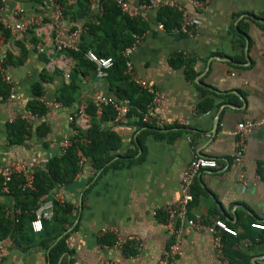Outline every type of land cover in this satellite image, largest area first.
Here are the masks:
<instances>
[{
    "label": "crops",
    "instance_id": "0c3cea01",
    "mask_svg": "<svg viewBox=\"0 0 264 264\" xmlns=\"http://www.w3.org/2000/svg\"><path fill=\"white\" fill-rule=\"evenodd\" d=\"M101 1H87L83 17L73 19L70 14L82 8L76 0H57L61 11H69L60 17L49 0H0V79L10 81L0 101V165L60 155L61 141L75 133L73 123L82 131L91 126L90 103L97 105L95 122L107 134L108 164L118 161L102 171L81 156L73 181L55 188L54 195L78 207L62 233H68L67 248L57 264H158L171 240L164 207L180 197L182 172L196 155L214 157L217 167L197 174L191 212L207 220L218 216L237 233H221L230 254L223 251L222 257L211 233L185 231L175 264H264V229L249 225L264 224V126L244 133L240 156L239 138L230 134L238 122L264 120V0H206L203 7L171 0L191 22L192 35L159 29L158 9L143 8L145 0H126L146 13L148 23L130 59L135 76L160 92L149 111L151 128L141 126L134 114L117 120L102 113L104 98L121 101L114 85L93 69L83 70L67 48L59 50L54 43L58 36L79 45L81 31L87 36L83 25L102 12ZM22 20L29 23L25 31L14 27ZM71 79L76 99L60 104L59 90ZM34 99L46 106L43 113L27 110ZM23 117L31 135L12 144L9 125ZM38 126L48 129L40 134ZM14 203L0 190V205L13 213ZM128 236L135 239L124 249L117 240ZM31 243L22 249L6 237L0 242V264H49L48 251Z\"/></svg>",
    "mask_w": 264,
    "mask_h": 264
},
{
    "label": "trees",
    "instance_id": "16d2710c",
    "mask_svg": "<svg viewBox=\"0 0 264 264\" xmlns=\"http://www.w3.org/2000/svg\"><path fill=\"white\" fill-rule=\"evenodd\" d=\"M60 1V0H59ZM78 6H81L79 13H71L73 19L75 16L83 17L86 12L87 0H76ZM148 1V0H145ZM205 1V0H200ZM102 12L98 15H92L89 22L83 27L87 29V36L84 31L80 33L79 50L67 49L70 54L77 58L83 64L84 69H93L92 62L87 60L84 53L88 49H92L100 56H110L114 60L113 67L109 71V81L114 85L116 94L123 99H129L130 108L128 115L134 114L139 119L141 126L151 128L148 123L142 121L143 114L147 111V104L151 101V94L140 88L130 79L126 72L125 58L122 50L130 46L135 36L142 35L148 23L138 17H130L113 0H103ZM69 11L64 10L62 14L65 16ZM78 14V15H77ZM182 10L176 6H162L157 10L156 21L161 22L166 31L179 29L183 18ZM75 15V16H74ZM264 17V13L262 14ZM1 28V27H0ZM76 26L72 27V30ZM4 33H8L3 29ZM10 56L5 63L10 61ZM189 76V73L186 74ZM10 85L7 81L0 79V95L5 97L9 91ZM77 86L71 79L64 84L59 90L57 102L63 105H69L76 98ZM34 94L38 97L42 95L41 86L37 84L33 87ZM122 93V95H121ZM120 95V96H119ZM203 105H206L203 102ZM204 108L207 106H203ZM27 110L32 114H41L46 110V106L37 99L27 102ZM102 113L109 112L110 117H114L116 112L110 104H101ZM98 109L96 104L90 103L86 111L90 114L92 120L91 126L86 130H80L75 123L72 126L77 129V133L69 136L71 144L65 149L63 154L50 157L43 167H36L34 170V187H24V178L21 174H14L9 183V193L14 197V211L17 209L19 214H13L0 205V242L10 236L16 246L25 249L30 247L31 242H35L48 251L49 264H57L61 255L66 251V239L68 233L60 236L73 222V218L78 211L77 205L68 202H60L53 200V216L51 219L43 221V229L40 232H33L31 222L34 219V210L46 199L53 198L55 188L58 185H65L73 181L76 174L80 170L81 156L90 159L96 170L104 171L109 164L116 165L118 161L108 162L112 159L107 154L109 145L106 141L107 134L100 129L95 122V112ZM47 127H37L40 134L47 131ZM32 126L26 117L17 118L9 125V142L12 144H21L31 135ZM84 137L86 141H80ZM136 159H129L126 162H132ZM0 190H2V178L0 176ZM76 225L74 226V228ZM104 235L101 240L104 241ZM223 251L228 256V248L226 247L225 235L222 236ZM126 244L124 245V249ZM232 263V262H231ZM61 264H65L63 261Z\"/></svg>",
    "mask_w": 264,
    "mask_h": 264
},
{
    "label": "built area",
    "instance_id": "2783aa9c",
    "mask_svg": "<svg viewBox=\"0 0 264 264\" xmlns=\"http://www.w3.org/2000/svg\"><path fill=\"white\" fill-rule=\"evenodd\" d=\"M89 2L94 0H87ZM103 1V0H102ZM122 11L128 14L130 17H138L141 19H146V13L139 11L136 7L131 6L126 0H113ZM49 2L56 6V16L60 17L62 15V11L59 7H57V0H49ZM191 4L194 7H203L206 4L205 1L200 0H191ZM162 6H174V3L171 0H148L143 8H153L159 9ZM18 11H21L18 9ZM185 17V15H184ZM183 17L182 24L179 29H174L172 31L181 32L187 35H192V25L191 22L186 20ZM29 23L27 20H22L14 25L15 29L19 31H25L28 27ZM157 27L159 29H165L161 22H157ZM141 36H135L134 42L125 47L122 50V55L125 58V67L126 71L130 75L133 82H135L140 88L146 90L151 94V101L147 106V111L143 114L142 121L148 123L150 119L149 111L152 110L154 105L160 100V92L159 90L150 82L137 78L134 74L132 62L130 56L135 49L136 45L140 42ZM54 43L57 49H73L79 50V45L77 43H68L63 41L58 36L53 38ZM84 56L87 60L93 63L94 72L99 78H106L109 75L110 69L113 67L114 60L110 56H100L96 54L92 49H88ZM66 77H69L68 73L65 74ZM6 81H9L8 77H5ZM10 82V81H9ZM14 93L9 94V98H14ZM5 99L2 95H0V101ZM103 102L105 104H110L116 114L115 119L119 120L125 115H127L130 108L129 99H123L121 101L108 97L104 98ZM264 126V120H249L245 122H238L235 130L230 132V134L234 136H238V146L237 155L240 156L242 153V142L244 133L252 131L255 126ZM77 133V130L74 131ZM80 141H86L84 137L80 139ZM71 144L70 138H65L61 141L60 146V154H63L65 149ZM48 157H37L33 156L29 159L27 163L23 162H14L8 165H0V176L2 178V190L5 192H9V183L11 182L14 174H21L24 178V187L33 188L34 187V170L36 167H43L48 162ZM217 167V160L214 157L205 156V155H196L194 156L188 164L185 166L182 177H181V194L177 201L171 205H167L164 207V211L166 212L167 226L171 233V240L169 245L160 258L158 264H175V260L177 255L180 252V244L183 237V233L190 229H195L199 231H207L214 236V243L216 246V250L218 254L224 257L223 254V246L221 242V233H228L231 235H236V230L230 227L227 223H225L221 218L214 217L213 219L207 220L203 215L191 212L190 205L193 200L192 193V185L197 176V174L206 169H215ZM58 200L60 202H64L61 197L58 195H54L53 198L46 199L43 201L35 210H34V219L31 222V226L33 231L40 232L43 229V221L46 219H51L53 216V200ZM20 211L17 209L13 214H19ZM250 227L256 229H264V224L258 221L250 222ZM135 237L128 236L125 238H119L117 244L122 247L126 242L130 240H134ZM3 259V248L0 246V262ZM107 264V263H106ZM121 264V263H114Z\"/></svg>",
    "mask_w": 264,
    "mask_h": 264
},
{
    "label": "water",
    "instance_id": "95a60500",
    "mask_svg": "<svg viewBox=\"0 0 264 264\" xmlns=\"http://www.w3.org/2000/svg\"><path fill=\"white\" fill-rule=\"evenodd\" d=\"M247 16H249V15H247ZM252 18H254V19H256V20H259V18H257V17H255V16H253V15H250ZM264 21V20H263ZM80 209H81V204H80ZM62 236V234L60 235V236H58V238H57V240L60 238Z\"/></svg>",
    "mask_w": 264,
    "mask_h": 264
}]
</instances>
